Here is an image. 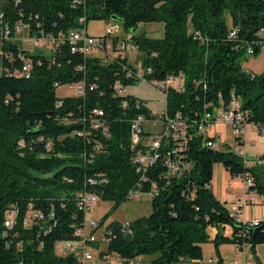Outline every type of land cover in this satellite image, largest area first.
I'll use <instances>...</instances> for the list:
<instances>
[{"label": "trees", "instance_id": "trees-1", "mask_svg": "<svg viewBox=\"0 0 264 264\" xmlns=\"http://www.w3.org/2000/svg\"><path fill=\"white\" fill-rule=\"evenodd\" d=\"M0 16L9 28L36 16L31 34L38 27L63 32L47 53L33 54L3 39L0 29V264H81L58 244L78 241L86 220L83 197L112 202L99 228L135 190L149 195L150 213L103 228L106 252L121 264L143 257L145 264L200 259L210 227L216 249L223 242L251 251L264 244V221L237 222L210 188L213 166L221 163L231 176L249 178L247 192L264 200V154L261 164L245 162L234 150L208 147L195 130L204 111L232 99L247 122L264 125V69L255 73L242 65L247 49L256 54L264 43V0H4ZM90 20L118 22L125 30L163 24L161 37L131 35L146 81L179 78V87L167 88L158 116L161 158L152 164L139 161L149 138L134 143L130 125L139 114L153 116L144 99L124 92L138 76L117 39L103 59L70 49L67 31L88 34ZM21 56L32 62L28 76ZM70 84H81L83 94L56 95L57 87Z\"/></svg>", "mask_w": 264, "mask_h": 264}, {"label": "built area", "instance_id": "built-area-1", "mask_svg": "<svg viewBox=\"0 0 264 264\" xmlns=\"http://www.w3.org/2000/svg\"><path fill=\"white\" fill-rule=\"evenodd\" d=\"M37 17L35 16L32 18L31 16L27 19H20L16 21L10 28L6 24L4 26L0 25V29L2 28V34L1 36L5 40L10 41H16V40H30L32 42V45L38 49H42L44 47L52 48L58 41H60L63 38V32H58L56 35L51 33H44L43 30H41L39 27L37 28V31H39L38 34L32 33L31 34V21L36 20ZM1 16H0V24H1ZM111 24V23H110ZM118 28L117 25H109V27L106 29L105 32H103L100 35H89L85 33L83 29L80 30H68L67 31V38L70 42V49L72 52H79L85 57H99L100 59H103L106 54L112 52V39L116 38L118 41V47L120 50L126 51L127 48V42H124L123 40L118 39L117 33ZM23 34H27V39L22 38L21 36ZM234 32L230 33V36H233ZM247 55L252 54V49L249 47L246 51ZM0 55H1V49H0ZM21 59L23 60L22 66H21V72L28 76L30 71L32 70V62L21 56ZM137 70V76L138 80H145L143 78L142 70L140 69V66H135ZM155 86L157 89H159L161 92L164 93V96L166 97V91L169 86H177L179 87V78L178 77H168L165 80L158 81L155 83ZM68 87L73 90L74 95H82L83 94V87L81 84H70ZM165 112V111H164ZM160 122V125H162L161 120L158 119ZM145 121V118L143 115L139 114L136 117L133 118L131 125H130V134L131 139L134 143H137L139 140H142L143 143H145L147 140H143V138H146V133L143 129L142 123ZM216 124H225L230 127L231 133L234 135L235 139L240 140L241 138L244 139V136L246 134L247 129L249 128L253 132L262 133L264 131V125H259L254 122H247L244 119L240 102L237 99H232V101L224 108H215L213 110H206L204 111L201 118L198 120V122L195 124V130L197 134L202 135L206 137V145L210 148L216 149L220 143V138L218 135L211 133L213 125ZM142 138V139H141ZM149 138L147 144L149 145V148L146 152V154H142L139 157V161L142 164H152L154 161H156L158 158L160 159V153L158 152V149L161 146L162 141V126L160 130L156 133H154L151 136H147ZM234 152L237 153L239 156H241L245 162H256L258 164H261L260 162V156H257L256 158L248 159L245 155L243 149L241 146L237 145L234 149ZM165 157L169 156V153L167 152ZM170 166L173 168L174 165L171 163ZM176 169V167H174ZM243 184L245 185L246 189L248 188V185L250 184V179H242ZM142 193L140 191L135 190L131 193L132 198H138ZM255 193H250V201H253L255 198ZM97 201L95 196L92 195H86L83 197L81 205L83 209L86 211H90L93 207L95 202ZM247 202H241L239 204V207L245 205ZM236 208L234 211H230L231 216L235 217L236 221L239 222L238 215L240 214V209ZM14 217V213H9V215L6 217L5 220V226L9 227L12 224V220ZM261 221H264V218L262 219H254L248 222L249 225H258ZM123 223H128V221H123ZM98 229V223H96L93 220H85L84 225L82 228H80L77 231V235L79 237L77 242L73 243H59L61 250L63 253L68 252H74L76 253L78 257V261H80L81 264H92L93 262L96 263L97 259L101 260L102 257L99 255H94L95 248L91 247V243H97L99 244H107V238L103 234V231L100 234H96V231ZM236 250L243 249L245 247L240 248L239 246L235 245ZM94 249V250H93ZM103 256V254H102ZM236 264V262H234Z\"/></svg>", "mask_w": 264, "mask_h": 264}, {"label": "rangeland", "instance_id": "rangeland-1", "mask_svg": "<svg viewBox=\"0 0 264 264\" xmlns=\"http://www.w3.org/2000/svg\"><path fill=\"white\" fill-rule=\"evenodd\" d=\"M4 0H0V4ZM109 25H117L118 32L117 37L118 39H124L127 41V48L125 53L129 59V62L134 66H139L140 64V53L138 49H135L132 44L131 35L135 34H145L148 37H161L163 34V24L160 22H152V23H140L135 30H125L123 26L118 22H112L111 24L106 20H90L87 23V32L90 35H99L106 31ZM22 38L27 39V34H23ZM18 46L26 49L28 52L36 54V53H47L49 51L48 47H44L42 49H38L32 45L30 40H16ZM242 64H244L245 68L255 73H260L264 69V43L260 46V49L256 54L253 55H246V58L242 60ZM2 72V62L0 59V74ZM126 94L135 95L139 98H142L146 102V106L149 109L150 113L152 114L153 118L145 120L142 123L143 129L149 131V136L158 132L161 128L160 122L158 120V116L165 111V96L164 93L161 92L159 89L156 88L155 83L148 82L146 80H138L133 85H130L125 88L124 91ZM73 90H71L68 85H62L57 87L56 95L64 96V95H74ZM218 128H221L223 124H216ZM215 125H213L212 129ZM228 127V126H227ZM230 133L227 135L226 141L224 138L217 147L218 150L228 151L233 150L237 145V141L234 135L231 133V129L229 127ZM259 135L253 133L249 128L247 129V134L245 137V144L241 145V148L245 150L246 156L248 159H254L259 152H264V140L259 139ZM223 141L225 143H223ZM240 146V145H239ZM112 205L111 201H103L98 200L95 202L94 207L88 211L85 215L87 220H93L96 223L102 218V216L109 211ZM151 206H150V199L148 194H141L138 198H134L131 200H126L125 202L121 203L118 208L112 212L108 218L105 220L104 224L100 226L96 234H100L103 231L105 225L113 220L117 221H132L138 217L146 216L150 213ZM216 230L215 227H210L209 232H214ZM230 244L229 242H223L218 245H226ZM99 249L94 250V255H96V251L101 250V253L109 255L107 260L100 261L97 259V264H117V258L114 254H108L106 252V245L99 244ZM203 246V253L205 256H216L217 253L215 251V246L213 243H209L208 241L202 244ZM214 247V250H213ZM230 251L228 250L227 257L229 256ZM97 256V255H96ZM149 260L148 257H143L138 260H135L133 264H145ZM253 263H255V259L253 258ZM114 262V263H113ZM94 264V262L92 263Z\"/></svg>", "mask_w": 264, "mask_h": 264}, {"label": "crops", "instance_id": "crops-1", "mask_svg": "<svg viewBox=\"0 0 264 264\" xmlns=\"http://www.w3.org/2000/svg\"><path fill=\"white\" fill-rule=\"evenodd\" d=\"M242 65L245 68L244 64ZM217 126L219 125L214 126L211 133L218 135L221 141L223 138L224 141H226V138L228 137L227 135L230 133L229 126L227 127V125L225 124H223L221 128H218ZM144 131L146 132V135L149 136V131L146 129H144ZM253 133L259 135V139L264 140V131L262 133ZM246 134L244 136V144L246 142ZM224 141L223 143H225ZM243 151L246 155L244 149ZM261 154H264V152H259L257 156H260ZM210 188L215 197L219 201H222L226 204V207L229 211H234L239 207V204L241 202H247L245 205L239 207L240 214L238 215V218L241 222H248L254 219L264 218L263 198L260 195L256 194L254 200L250 201V193L247 192L242 178L231 176L221 163H215L213 166V177L210 182ZM215 232L216 230L210 233V240L208 241L209 243H213L211 239L215 235ZM230 232L231 228L229 226H226L224 229V233L228 235L230 234ZM228 250L230 251V254H228L229 256L227 257ZM215 251L217 253L216 256H212L211 254L209 256H205L202 246V257L200 259L187 262L185 261L183 262V264H218L217 261L219 259L221 261V264H234V262H236V264H264V244L257 245L254 250L251 251L249 247L236 250L235 244L230 243L221 245L217 249L215 248ZM108 256L109 255L103 253L102 259L107 260ZM253 258L255 259V263L251 261L253 260ZM116 260L117 264H121L118 259Z\"/></svg>", "mask_w": 264, "mask_h": 264}]
</instances>
